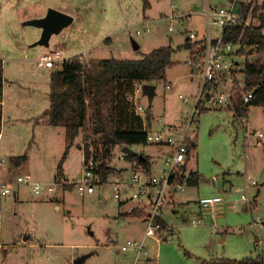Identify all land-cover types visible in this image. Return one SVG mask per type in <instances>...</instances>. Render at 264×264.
<instances>
[{
	"label": "rangeland",
	"instance_id": "obj_1",
	"mask_svg": "<svg viewBox=\"0 0 264 264\" xmlns=\"http://www.w3.org/2000/svg\"><path fill=\"white\" fill-rule=\"evenodd\" d=\"M149 1L151 7L145 10L143 0H0V59L5 61L4 100L9 114L20 113L21 117L35 110L42 115L50 106V75L56 70L42 68L38 59L51 49H61L67 60L85 54L90 69L97 60L141 59L153 49L171 45L176 52L166 79L154 83L152 98L140 93L138 103L150 108L153 132L169 126L184 131L182 119L192 114L200 81L190 76L187 64L194 49L182 45L196 28L206 32L207 5L225 7L231 0ZM244 1H254L252 7L263 2ZM56 7L69 9L75 20L54 34L48 47L36 45L42 29L25 23L41 18V10ZM174 16L182 18L170 32L167 17ZM147 25L151 30L138 35L137 31L143 32ZM132 39L140 49L134 48ZM166 84H173V88L166 89ZM15 90L20 93L18 97ZM206 110L196 116L189 131L191 136L197 130V149L190 167L199 172L202 182L178 194L180 203H176L175 211L173 207L164 210L172 229L161 241L146 237L144 218L119 217L121 209L128 211L135 202L120 208L122 201L114 197L112 185L82 195L75 187H64L61 178L56 179L65 146L62 139L52 144L42 141L39 149L28 150L27 143L18 154L31 155L28 166L14 167L11 178L4 180L13 183L12 194L2 196L0 192V264H74L84 255L90 256L83 264H135L137 252L121 250L127 240L145 241L148 253L140 257L138 264L264 263V108L251 107L248 114L249 132L262 133L260 139H247L228 111ZM94 111V105L89 104V123L78 139L82 144L84 135L94 138ZM103 112L107 113L105 107ZM41 120L46 121V117ZM149 146L134 150L162 156L168 152L162 146ZM120 155V148H114L111 164L124 168L128 163ZM12 156L10 150L0 152L4 167L10 165ZM83 157V151L77 145L73 147L69 168L75 181L84 176ZM162 167L163 160L155 165L153 173L158 174ZM19 176L41 184V193L34 194L31 184H18ZM51 186L56 189L50 191ZM246 187L248 201L242 203ZM16 191L19 198L14 196ZM213 196L224 200L216 217L199 206V199ZM197 219L201 223L192 224L191 220Z\"/></svg>",
	"mask_w": 264,
	"mask_h": 264
},
{
	"label": "built area",
	"instance_id": "obj_2",
	"mask_svg": "<svg viewBox=\"0 0 264 264\" xmlns=\"http://www.w3.org/2000/svg\"><path fill=\"white\" fill-rule=\"evenodd\" d=\"M181 18L178 16L167 17L171 22L170 31H174L175 27L173 25L178 23ZM249 20L250 17L244 20L240 13L238 0H232L230 5L225 7L211 8L210 5H207L206 32L203 33L198 28L189 32L187 38L195 44V48L187 64L191 68L190 76L199 79L200 90L191 116L182 119L185 125L184 131H178L169 126L158 132H153L152 127L147 122L148 108H144L138 103L142 86L146 82H136L134 84V92L130 96V100L135 103L134 112L144 121L146 144L169 149L163 157V167L158 174H154L152 170L141 169L133 171L129 176L119 177L111 174L107 181H103L99 171L100 161L95 157L88 158L84 155L83 178L77 181L65 179L62 181V185L64 187H75L82 195L94 194L97 187L112 185L116 199L135 202V206L131 207L126 213H131L135 209L142 212V217L146 223V237H152L160 241L165 240L163 237L166 232L172 229V226L165 220L164 210L169 207H173V211L176 210V203H180L178 194L190 187L191 173L196 171L190 167L196 150L189 153V142L196 139L197 130L194 129L195 135L191 136L189 131L193 123L197 121L196 116L201 114V110L203 108L208 110L224 109L232 114L234 121L242 128L247 139L250 136L257 139L263 137L262 133L249 132L247 127L248 114L240 112L254 95V90L248 88L243 73L246 56L238 54L240 44L226 42L224 39L225 29L242 23L249 26L251 24ZM150 30V26L147 25L143 32L138 30L137 34L141 35ZM77 58L81 63H85V54L79 55ZM69 60L64 59L61 49L55 48L43 53L38 59V64L41 67L60 70ZM172 88V84L166 85V89L170 90ZM181 98L184 101L187 100L183 96ZM240 101L243 104H240ZM131 148L134 149V147ZM126 156L121 148L120 159L125 160ZM3 162L4 160H0V163ZM17 183L31 184L34 194L39 195L41 193V184L31 183L28 177L19 176ZM253 184L256 183L253 182ZM12 185V182H6L0 178L1 195L8 196L12 194ZM247 187L249 188V186ZM247 187L242 190L240 199L242 203L248 201ZM55 189L56 187H49L50 191ZM223 203V198L219 196L199 199L201 210L211 212L214 217L222 211ZM185 221L189 222L187 219ZM191 222L194 225L201 223L200 219L191 220ZM259 224L263 226L262 223L259 222ZM214 229L218 230L216 227ZM121 250L123 252L136 251L135 264H138L142 255L148 253L144 240H127L122 245Z\"/></svg>",
	"mask_w": 264,
	"mask_h": 264
},
{
	"label": "trees",
	"instance_id": "obj_3",
	"mask_svg": "<svg viewBox=\"0 0 264 264\" xmlns=\"http://www.w3.org/2000/svg\"><path fill=\"white\" fill-rule=\"evenodd\" d=\"M144 1V9L151 7L149 0ZM254 1L247 3L240 0L239 11L244 20L251 18L249 26L244 23L225 29L226 42L240 44L239 55H245L244 76L249 89L254 90L253 98L240 110L249 114L251 107L264 108V0L252 7ZM182 47L194 49L195 44L188 38ZM176 52L171 45L153 49L141 59H101L92 68L81 63L77 56L65 63L62 69L50 75V106L44 112L49 124L63 127L66 133L67 148L65 157L76 140L86 130L89 104L94 105L95 122L91 135H84L83 154L100 161L99 171L103 181H107L116 169L110 165L115 147L137 146L146 144L144 121L137 116L132 107L130 96L134 92L136 82L155 83L165 80L167 69L172 64ZM94 68V69H93ZM4 61L0 59V134L3 123V90ZM240 104H243L240 101ZM107 109L104 114L103 108ZM207 111L202 109V112ZM147 122L151 124L152 114L147 110ZM96 137V138H95ZM197 138V137H196ZM197 149L196 139L189 142V153ZM145 160L127 155L136 168L150 171V159L142 154ZM186 169V168H185ZM202 177L198 171H192L190 186H199ZM68 188V187H66ZM135 209L126 216H141ZM229 264H264L256 261Z\"/></svg>",
	"mask_w": 264,
	"mask_h": 264
},
{
	"label": "crops",
	"instance_id": "obj_4",
	"mask_svg": "<svg viewBox=\"0 0 264 264\" xmlns=\"http://www.w3.org/2000/svg\"><path fill=\"white\" fill-rule=\"evenodd\" d=\"M56 8H57V10H60V11H62L64 13H67V14L71 15L73 17V21L75 20V16L70 13L69 9L66 10L67 8L64 9L62 7H56ZM41 11H43L42 12L43 14L40 17L43 18V17H45L47 15V11L48 10L46 8V9L41 10ZM170 26H171V22H170ZM173 26L175 27V24ZM174 31H175V29H174ZM174 31H170V32H174ZM109 40L110 39H108V41ZM179 48H182V47H179ZM138 49H140V45H139ZM2 60L4 61V59H2ZM42 68H46L47 69V67H42ZM48 69H51V68H48ZM4 80L5 81H4V90H3V123H2V132L0 134V152L1 151L3 152L4 149L6 151L10 150L11 151V155H13L12 156L13 158L11 159L10 165L7 166V167L3 166L4 162L0 163V178L3 179V180L10 179L11 178V173L14 170V167H20V166H22V164L23 165L25 164L26 166H28L27 164L29 163V158H30L31 155L30 154H24V155L18 154V153H20L21 151H23L25 149L27 143L29 144L28 150L30 149V147H32L34 149H39L40 146H41L42 141L44 143L47 142V141H50V144H52L56 139H62L64 144H65V146L63 145L64 152H63V155L61 157V162H60L61 163L60 164L61 168H59L60 171H59L58 177H56V179L57 178H61L62 181L65 180V179H73L74 178L73 174H71V170L69 168L70 162H71V151H72L73 147H75L76 145L79 147V149L81 151H83V147H82L83 144H82L81 141H78L80 136L78 137L75 145H73L70 148V150L68 151L67 156L65 157L66 148H67V140H66L65 129L63 127L51 126L49 124V121H48L47 117H46V121L45 120L44 121L41 120L42 117L45 118L44 112L49 107L46 108L42 112V115H41V112H35V110L33 111L32 114H27L28 116L27 115H24V116L22 115L20 117V113L19 114H15V112L13 114H9L10 112L7 109L8 108L7 107L8 103H7L6 100H4V96L6 94V82H7L6 76H5V72H4ZM15 92H16L15 96L18 97V95L20 94L19 91L15 90ZM41 121H42V123H41ZM22 123H25L26 125H21ZM88 123H89V121H88ZM88 123H87V125H88ZM151 124H152V122H151ZM151 124H150V126L152 127ZM18 146H20V148H19L20 150H19V152H15V149H18ZM148 146L149 145H145V146L137 145V146H131V147H134V148H138V147L139 148L140 147L147 148ZM119 148L121 150L122 147H119ZM162 148H166V147H162ZM167 151H169V149ZM139 154H144L146 157H148L150 159V163H151V169L150 170H152V171H154L155 165H158V164L162 163V160H163V157H164V156H162L160 154H156L155 155V154H151V153H146L144 151H142ZM15 155H17V156H15ZM83 156H84V154H83ZM15 157H18V158H15ZM125 161L128 163V166H131V169L128 166H124V168L114 167L111 164V160H110V165L116 169V173H114L115 176H119V177L128 176L133 171L141 170V168H136L135 167V163L132 162V161H129L127 158L125 159ZM14 196L16 198H19V194H18L17 191H16V194H14ZM127 204H128V201L127 202L126 201H122L120 203V208L123 207L124 205H127ZM187 207H189V206H187ZM126 214H127L126 211L122 212V209H121L120 212H119V217H121L124 220L126 218H128V217H130L131 219L132 218L133 219L134 218H136V219L143 218L142 215L141 216H126ZM202 214L203 213H201V216H202ZM147 262H151V258H149L147 260Z\"/></svg>",
	"mask_w": 264,
	"mask_h": 264
},
{
	"label": "water",
	"instance_id": "obj_5",
	"mask_svg": "<svg viewBox=\"0 0 264 264\" xmlns=\"http://www.w3.org/2000/svg\"><path fill=\"white\" fill-rule=\"evenodd\" d=\"M73 22V17L67 13H64L57 9H49L47 12V15L43 18L33 19L25 24L32 25L38 28L42 29V35L40 40L36 43V45L41 46H49L50 39L54 34L60 33L64 28L68 27ZM134 48L138 49L139 45L138 43L132 39ZM156 86L152 83H145L142 86V93L152 98L155 95ZM122 151L126 155H132L138 157L140 160H145L144 156L142 154H139L134 149H132L130 146H123ZM24 240H27V237L24 238ZM90 255H84L79 257L74 264H83L86 259Z\"/></svg>",
	"mask_w": 264,
	"mask_h": 264
}]
</instances>
